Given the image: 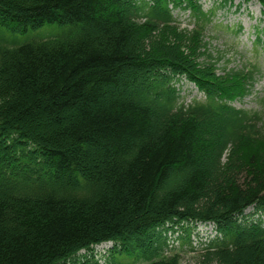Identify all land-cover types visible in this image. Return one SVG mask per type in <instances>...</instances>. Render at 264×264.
Masks as SVG:
<instances>
[{
	"label": "trees",
	"instance_id": "1",
	"mask_svg": "<svg viewBox=\"0 0 264 264\" xmlns=\"http://www.w3.org/2000/svg\"><path fill=\"white\" fill-rule=\"evenodd\" d=\"M197 1L0 0V264H180L164 235L187 223L216 231L198 264H264V130L231 105L254 73L217 74ZM47 24L67 32L4 35ZM181 77L204 99L178 105Z\"/></svg>",
	"mask_w": 264,
	"mask_h": 264
},
{
	"label": "rangeland",
	"instance_id": "2",
	"mask_svg": "<svg viewBox=\"0 0 264 264\" xmlns=\"http://www.w3.org/2000/svg\"><path fill=\"white\" fill-rule=\"evenodd\" d=\"M198 4L211 19V22L205 26L203 34L208 51L213 57H219L216 64L217 74L222 76L230 70H256L250 94L235 98L231 105L236 109L259 113L261 117L259 124L264 130V17L260 14L259 4L256 1L246 3L240 0L231 2L227 0H198ZM173 17L181 29H194L196 21L191 12L173 10ZM66 32V27L47 24L38 29L20 33L4 30V35L9 41L20 45L58 37ZM175 87L179 91L178 105L187 106L193 101L204 99L202 93L183 77L176 82ZM52 129L56 130V127ZM95 155H91L92 159L96 158ZM252 213H254L253 208H248L244 215L249 216ZM252 216V219L263 217L258 214ZM187 224L190 229L187 238H185L186 234L183 233V230L178 231L177 227L174 228V232L169 229L165 233L167 247L163 256L168 257L178 253L180 264H198L202 249L198 247V242L205 230L202 226L193 228L192 224ZM211 230L213 232L211 235H215L212 226L207 227L205 234L207 235ZM110 249L111 244L95 247L94 253L100 264H147L138 259L134 253L128 255L109 253Z\"/></svg>",
	"mask_w": 264,
	"mask_h": 264
}]
</instances>
